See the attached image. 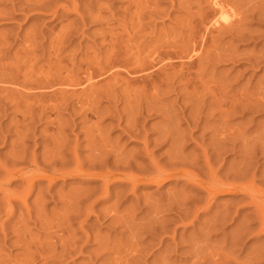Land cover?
Listing matches in <instances>:
<instances>
[{
    "label": "rangeland",
    "instance_id": "374dc122",
    "mask_svg": "<svg viewBox=\"0 0 264 264\" xmlns=\"http://www.w3.org/2000/svg\"><path fill=\"white\" fill-rule=\"evenodd\" d=\"M207 1L0 0V264H252L261 254L264 0L220 1L226 22ZM164 132L173 141H161ZM234 133L248 155L230 149ZM219 135L228 152L213 156ZM174 139L185 162L168 163ZM239 162L253 199L217 194L206 203L183 178L96 175L185 168L208 180L210 164L212 176L234 182ZM224 209L234 214L208 230ZM237 225L247 233L231 246Z\"/></svg>",
    "mask_w": 264,
    "mask_h": 264
},
{
    "label": "bare ground",
    "instance_id": "6f19581e",
    "mask_svg": "<svg viewBox=\"0 0 264 264\" xmlns=\"http://www.w3.org/2000/svg\"><path fill=\"white\" fill-rule=\"evenodd\" d=\"M208 1H210V0H208ZM207 1V2H208ZM220 1H222V0H212L211 1V3L216 7L214 10H218V12H219V14H218V12H217V10H216V12H217V14L218 15H220L219 16V18L222 20V21H227L228 20V18H229V16H228V18H227V16L225 15V7H223L222 6V4L221 3H223L224 4V1L223 2H221L220 3ZM224 6H226L225 4H224ZM228 10L226 9V12H227ZM235 14V13H234ZM228 15V14H227ZM231 16V15H230ZM216 18H218V17H215V19L212 21L213 22V24L212 25H220V24H218L220 21H219V18L218 19H216ZM233 19V18H232ZM212 20V19H211ZM231 20V19H230ZM222 21H221V24H225V23H222ZM229 23H230V21H228ZM229 23H228V25H229ZM208 24V23H207ZM227 24V23H226ZM209 25H211V23L209 24ZM205 27V26H204ZM221 27V26H220ZM223 27H224V25H223ZM222 28V27H221ZM212 29V28H211ZM216 29V28H215ZM207 30V29H206ZM193 40V39H192ZM201 40H203V39H201ZM194 42V41H193ZM192 42V43H193ZM194 44V43H193ZM194 47V46H193ZM159 48V47H158ZM156 49V48H155ZM189 49V48H188ZM152 50H154V49H152ZM151 50V51H152ZM174 50V49H173ZM176 50V49H175ZM155 51V50H154ZM159 51V50H158ZM166 51V50H165ZM153 52V51H152ZM176 52H178V51H176ZM181 52V51H180ZM179 52V53H180ZM183 52V51H182ZM184 52H186V49L184 50ZM193 52V51H192ZM159 53V52H158ZM163 53H164V51H163ZM152 54V53H151ZM150 54V55H151ZM157 54V53H156ZM167 54H169V53H167ZM166 54V55H167ZM181 54V53H180ZM190 54V53H189ZM193 54V53H192ZM149 55V54H148ZM158 55V54H157ZM156 55V56H157ZM175 54H173L172 56H174ZM178 55V54H177ZM182 55V54H181ZM159 56V55H158ZM157 56V57H158ZM190 56V55H189ZM150 57V56H149ZM153 57V56H152ZM161 57V56H160ZM168 57V56H167ZM177 57V59H178V56H176ZM175 57V58H176ZM151 58V57H150ZM166 58V57H165ZM170 57H168V59H169ZM173 58V57H172ZM191 58V57H190ZM146 59V58H145ZM162 59H164L163 57H162ZM162 59H161V61H162ZM171 59V58H170ZM180 59V58H179ZM153 60V59H152ZM152 60L150 61V64H151V62H152ZM155 60V59H154ZM157 60V59H156ZM159 60V59H158ZM173 60V59H172ZM188 60V59H187ZM141 61V60H140ZM157 62V61H156ZM160 62V61H159ZM158 62V63H159ZM163 62H166L165 60H163L162 61V63ZM173 62V61H172ZM192 62V61H191ZM126 64H127V62H125ZM158 63H155L156 65L158 64ZM168 63V62H167ZM165 64V63H163L162 65H164V67H167V66H173L174 64L173 63H171V64ZM170 63V62H169ZM190 63V62H189ZM119 64V63H118ZM120 64H122V63H120ZM148 64H149V62H148ZM152 64H153V62H152ZM184 64V63H183ZM188 64V63H187ZM129 65V64H128ZM131 66H132V64H130ZM129 65V66H130ZM146 65V64H145ZM162 65H160V66H162ZM190 65V64H189ZM124 66V65H123ZM142 66V65H141ZM148 66V65H147ZM154 66V65H153ZM177 66V65H176ZM179 66H181V64L179 65ZM116 67H118V66H116ZM135 67V66H134ZM138 67L140 68V70L141 71H143L144 72V70L145 69H147L146 67H145V69H143L144 68V65H143V68L142 67H140L139 65H138ZM138 67L136 68V69H138ZM157 67V66H156ZM155 67V68H156ZM103 68V67H102ZM125 68V67H124ZM127 68H129V67H127ZM142 68V69H141ZM149 68H152V65H151V67H149ZM160 68V67H159ZM158 68V69H159ZM163 67H161L160 69H162ZM169 68V67H168ZM171 68V67H170ZM122 69V68H121ZM133 69H135V68H133ZM132 69V70H133ZM135 69V70H136ZM153 69V68H152ZM157 69V68H156ZM165 70H166V68H164ZM114 70V69H113ZM115 70H116V68H115ZM139 70V69H138ZM138 70L137 71H133V72H138ZM148 70V69H147ZM146 70V71H147ZM150 70V69H149ZM153 70H155V69H153ZM163 70V69H162ZM167 70H169V69H167ZM173 70V69H172ZM92 71V70H91ZM117 71V70H116ZM123 71V70H122ZM130 71V70H129ZM94 72V71H93ZM126 72V71H125ZM156 72V71H155ZM190 72V71H189ZM90 73V72H89ZM132 73V72H131ZM148 73H150L149 71H148ZM154 73V72H153ZM158 73V72H157ZM92 74V73H91ZM115 74V73H114ZM134 74H136V73H134ZM142 74V73H141ZM144 74V73H143ZM147 74V73H146ZM173 74V73H172ZM89 75L90 74H87V76H88V79H89ZM119 75V74H118ZM145 75V74H144ZM149 75V74H148ZM150 75H152V74H150ZM160 75V74H159ZM158 75V76H159ZM186 75V74H185ZM188 75H189V73H188ZM94 76V75H93ZM92 76V77H93ZM135 77V76H134ZM150 77V76H149ZM188 77V76H187ZM146 78H148V77H146ZM150 78H152V77H150ZM157 78V77H156ZM184 78H186V77H184ZM154 79V78H153ZM86 80V79H85ZM90 80H92V79H90ZM95 80V79H94ZM137 80V79H136ZM89 81V80H88ZM93 81V80H92ZM141 81V80H140ZM148 81V80H147ZM155 81V80H154ZM180 81H182V80H180ZM84 84H85V82H83ZM149 83V82H148ZM151 83H153V82H151ZM155 83H156V81H155ZM92 84H94V83H92ZM154 84V83H153ZM78 85V84H77ZM50 86H52V85H50ZM53 87V86H52ZM186 87H187V85H186ZM49 88V87H48ZM157 93V92H156ZM155 93V94H156ZM154 94V93H153ZM128 96V95H127ZM154 96V95H153ZM160 96V95H159ZM159 96H158V98H159ZM86 98V97H85ZM89 98V97H88ZM129 98V97H128ZM152 98V97H151ZM124 99L126 100V98L124 97ZM135 99V98H134ZM149 99H150V97H149ZM161 99V98H160ZM83 100V99H82ZM95 100V99H94ZM124 100V101H125ZM154 100V99H153ZM117 101V100H116ZM127 102H130V101H128V100H126ZM134 101V100H133ZM150 101V100H149ZM160 101V100H159ZM154 102V101H153ZM86 103H88V102H86ZM85 103V104H86ZM152 103V102H151ZM155 103V102H154ZM225 103V102H224ZM233 105H234V103H232ZM236 104V103H235ZM155 105V104H154ZM227 105V104H226ZM230 105V104H229ZM228 106V105H227ZM84 107V106H83ZM231 107H233L232 105L230 106V108ZM93 108V107H92ZM152 108H153V106H152ZM159 108V107H158ZM95 109V108H94ZM154 109V108H153ZM234 110H236V112L238 111L237 109H238V104H236L235 105V107L233 108ZM232 109V110H233ZM96 110V109H95ZM160 110V109H159ZM221 110V109H220ZM233 110V111H234ZM93 111V110H92ZM98 111V110H97ZM158 111V110H157ZM227 111V110H226ZM239 111H241V110H239ZM85 112V111H84ZM156 112V111H155ZM221 112L223 113L224 112V110H221ZM220 112V115L222 114ZM235 112V111H234ZM95 113V112H94ZM231 113V112H230ZM241 113V112H240ZM239 113V114H240ZM84 115V114H83ZM97 115V114H96ZM223 115V114H222ZM229 114H227V116H228ZM167 116V115H166ZM89 118V117H88ZM130 118V117H129ZM129 118H128V120H129ZM133 119V118H132ZM131 119V120H132ZM87 120V119H86ZM225 120V119H224ZM135 121V120H134ZM223 121V120H222ZM131 123V122H130ZM126 124H127V120H126ZM130 126V125H129ZM128 126V127H129ZM133 125H131L130 126V128H132L133 129V127H132ZM223 126V125H222ZM126 129H128V131H126L125 130V132H130V128H127V127H125ZM170 128V127H169ZM222 127H220V129H221ZM228 128V127H227ZM230 129V128H229ZM228 129V130H229ZM166 130H169L168 128L166 129ZM175 130V129H174ZM173 130V131H174ZM232 130H233V128H232ZM170 131V130H169ZM168 131V132H169ZM222 131V130H221ZM167 131H166V133H168ZM219 132V131H218ZM218 132H216V133H218ZM233 132H235V131H233ZM244 132V131H243ZM133 132H131V134H132ZM173 133V132H172ZM129 134V133H128ZM161 134H163V133H161ZM160 134V135H161ZM164 134H165V132H164ZM170 134V133H169ZM166 135V136H163V138H161V136H159L158 137V139L159 138H161V141H162V139H164V140H166V138L168 137V141H169V139H170V141H173L172 139L173 138H169V136L170 135ZM178 134V133H177ZM176 134V135H177ZM221 134H224V133H221ZM261 134H262V132H261ZM173 135V134H172ZM213 136H215L214 135V133L212 134ZM234 135L236 136V137H234V140H236V141H234L233 143H232V145H233V147L232 148H230L231 150H233V149H235V148H237V151H239V152H243V154L246 156V155H248L246 152H245V150H244V147H243V144H242V142H243V140H241V136L240 135H238V137H237V133L235 134L234 133ZM243 135V134H242ZM91 136H93V135H91ZM129 136H131L130 134H129ZM220 136V135H219ZM232 136V135H231ZM176 137V136H175ZM226 135H222V137L220 136V137H218V138H220L219 140H218V138H217V140L219 141V144H216L218 141H216V146L218 145V147H216L215 148V146L213 147V148H211V149H213L212 151H213V156L214 155H218V152H220V150H222V151H224V150H226L227 148H224L225 146H226V142H225V140H228L229 138L227 137ZM244 137V136H243ZM243 137H242V139H243ZM181 138V137H180ZM177 139H178V137H177ZM177 139L174 141V143L176 144V141H177ZM184 139V138H183ZM95 140H96V138H95ZM180 140V139H179ZM182 140V139H181ZM224 140V141H223ZM230 140V139H229ZM147 141V140H146ZM246 141V140H245ZM177 142H179V141H177ZM181 142V141H180ZM228 142H230V141H228ZM228 142H227V144H228ZM145 143V142H144ZM168 143V142H167ZM171 144H170V148H172L173 147V145H174V143L173 142H170ZM231 143V142H230ZM173 144V145H172ZM177 146H178V144H176ZM181 145V144H180ZM225 145V146H224ZM248 145H250V144H246V146H248ZM97 146V145H96ZM175 146V145H174ZM168 147H169V145H168ZM176 147V146H175ZM175 147H173L174 149H172V150H174V151H170L171 149L169 148L168 150L170 151V152H168L167 151V153H171L169 156L170 157H168V158H170V159H168V163L170 162L169 160H175L174 162H176V160H178V159H180L181 157L183 158V156H181V147H179V148H177V149H175ZM209 147V146H208ZM96 148V147H95ZM204 148V147H203ZM251 146H250V148H248L249 150H250V152H253L254 150H251ZM257 148V147H256ZM230 149H229V151H230ZM254 149V148H253ZM175 150H176V152H175ZM221 151V156L223 155V153L224 152H222ZM227 152H228V150H226ZM247 151V150H246ZM102 152V151H101ZM101 152H100V154H101ZM183 152V151H182ZM203 154H207V152H206V150H205V148L204 149H202V151H201ZM248 152V151H247ZM201 153V154H202ZM226 153V152H225ZM254 153V152H253ZM219 154V155H220ZM189 155H190V153H189ZM240 155V154H239ZM254 155V154H253ZM101 156V155H100ZM99 156V157H100ZM204 156V158H205V155H203ZM212 156V155H211ZM212 156V157H213ZM215 156V158H217ZM220 156V157H221ZM224 156V155H223ZM243 156V155H242ZM245 156H244V158H245ZM252 156V155H251ZM251 156H249V157H251ZM187 157H188V155H187ZM248 157V158H249ZM254 157V156H253ZM97 158V157H96ZM110 158V157H109ZM181 158V160L182 161H184V158L182 159ZM211 158V157H210ZM106 159V158H105ZM186 159V158H185ZM213 159V158H212ZM253 158H251V160H252ZM97 160V159H96ZM99 160H101V159H99ZM209 160V158L208 157H206V159H205V165H206V167L208 166V161ZM219 160V159H218ZM221 160V159H220ZM245 160V159H244ZM250 160V159H249ZM104 161V160H103ZM107 161V160H106ZM114 161H116V160H113V163H114ZM180 161V160H179ZM179 161H177V162H179ZM194 161V160H193ZM246 161V160H245ZM97 162V161H96ZM100 162V161H99ZM118 162V161H117ZM117 162H115V163H117ZM153 162V161H152ZM172 162V161H171ZM170 162V163H171ZM181 162V161H180ZM185 162V161H184ZM217 162H219V161H217ZM244 162V161H243ZM98 163V162H97ZM107 163H109V162H107ZM127 163V162H126ZM194 163V162H193ZM240 163V162H239ZM249 163V162H248ZM98 164H101V163H98ZM102 164H104L105 165V163H103L102 162ZM101 164V165H102ZM122 164H124V163H122ZM155 164H157V163H155ZM173 164V163H172ZM175 164V163H174ZM179 164H181V163H179ZM128 165V164H127ZM126 165V166H127ZM184 165H186V163L184 164ZM217 165V164H216ZM246 164H243V163H240V166L238 165V168H236L235 170H234V172L232 173L231 171V174L234 176H232L233 177V179L234 180H236V181H232V182H222V180H219L218 178H216V177H214V176H212V167H210V164H209V167H208V169H209V171H211L210 172V174H211V177H210V175H209V171H208V176L210 177L208 180H204V178L202 177V176H200V175H198V174H195L194 172H192V171H190V170H184V169H182V168H180V169H174L173 168V170H171V171H167L166 169L165 170H162V169H159V168H156V173H152V172H150V173H152V174H150L149 172L147 173L146 171V173H141V174H131V172H126V168L124 169L123 168V170H125V171H119V170H122V169H119V170H117V168H116V170H114V171H110V169L108 170V168H107V170L104 168V166H102L105 170H103L104 172H101L100 174H96V175H98V177L94 174V172H92L91 173V175H94V176H96L97 178H101L104 182L103 183H108L111 179H116V178H121L120 176H123L124 177V180H128V181H130L132 184H134V183H136V182H140V181H143V180H147L148 182H150V183H155V184H160V183H162V182H164V181H166V180H170V179H172V178H174L175 177V180L176 179H178V180H182V178L184 179V180H186V181H189L190 183H191V187H193V186H196V187H198L197 189H195L194 187V189L193 188H191L192 189V191L194 190V191H196L195 193H197V192H199L200 190H203L204 191V193L206 194V196L205 197H203V199H205L204 201H206L207 200V202L206 203H209L210 202V200H212V199H214V197L217 195V194H226V195H236L237 193H242V194H248L249 196H250V198H254V195H255V193H256V188L254 187V185H253V183H252V181H251V179H252V176H251V179L250 178H247V176H245V171H247V169H245V166ZM113 166V165H112ZM111 166V167H112ZM131 166H133V165H131ZM153 165H151V167H152ZM155 166V165H154ZM189 166V164L187 165V167ZM195 166V165H194ZM237 166V165H236ZM77 167V166H76ZM124 167H125V165H124ZM134 167V166H133ZM136 167V166H135ZM195 167H197V166H195ZM203 167V166H202ZM231 167V166H230ZM136 168H138V167H136ZM190 168H194L193 166L192 167H190ZM198 168V167H197ZM215 168V167H214ZM213 168V169H214ZM251 168V167H250ZM249 168V169H250ZM153 169V168H152ZM189 169V168H188ZM203 169V168H202ZM216 169V168H215ZM229 169V168H228ZM227 169V170H228ZM252 169V168H251ZM254 169V168H253ZM253 169L251 170V171H253ZM102 170H100V171H102ZM194 170H195V168H194ZM226 170V171H227ZM232 170V169H231ZM237 170V171H236ZM201 171V170H200ZM233 171V170H232ZM249 171V170H248ZM250 171V172H251ZM143 172V171H142ZM198 172V171H197ZM207 172V171H206ZM215 172V171H214ZM214 172H213V174H214ZM249 172V173H250ZM133 173V172H132ZM200 173H202V172H200ZM247 173V172H246ZM71 174H72V171H71ZM78 174L79 175H83V173H81L80 172V170H78ZM206 174V173H205ZM218 174V173H217ZM216 174V175H217ZM225 174H226V176H227V172H225ZM228 174H229V171H228ZM248 174V173H247ZM64 175V174H63ZM75 175V174H74ZM86 175V174H85ZM250 175V174H249ZM255 175V174H254ZM204 176V175H203ZM219 176V175H218ZM116 177V178H115ZM205 177V176H204ZM207 177V176H206ZM39 178V177H38ZM52 178V177H51ZM96 178V179H97ZM181 178V179H180ZM208 178V177H207ZM207 178H205V179H207ZM221 178H222V175H221ZM255 178V177H254ZM54 179V178H53ZM95 179V178H94ZM113 179V180H114ZM223 179V178H222ZM119 180H121V179H118V181ZM226 180V179H225ZM227 180H228V178H227ZM122 181H123V179H122ZM190 189V188H189ZM200 189V190H199ZM261 190V189H260ZM200 193V192H199ZM248 195H247V197H248ZM196 198V197H195ZM249 198V197H248ZM258 199V198H257ZM183 201H184V198L182 199ZM185 200H187V199H185ZM201 201V200H200ZM197 202V201H196ZM199 202V201H198ZM202 202V201H201ZM250 203H252V202H255V203H257L258 205H259V202L258 201H252L251 202V200L249 201ZM182 204V203H181ZM184 204V203H183ZM180 205V204H179ZM200 205V204H199ZM254 205V204H253ZM185 206V205H184ZM261 205H259V208H261L260 209V212L258 211V213H260V214H257L258 216L260 215V217H259V219L258 220H260L259 222L260 223H258L259 225V227H258V231L259 232H262V234H264V208H262V207H260ZM257 206H256V204H255V208H256ZM182 208V207H181ZM258 208V207H257ZM184 209V208H183ZM200 210V209H199ZM255 210V209H254ZM183 211V210H182ZM255 212H257L256 210H255ZM183 213H184V211H183ZM182 213V214H183ZM186 213V212H185ZM197 213V212H196ZM179 214H180V212H179ZM188 214V213H187ZM186 214V215H187ZM234 214V213H233ZM232 214V215H233ZM194 215H195V213H194ZM229 214H227V212H226V210L224 209V211H222L219 215H217V216H213L211 219L212 220H209V221H212L211 223L209 222V224L208 225H206V228L208 229V230H210V231H215V230H219V229H222V226L223 225H225V219L226 218H228L229 216H230V218H231V214L228 216ZM228 216V217H227ZM257 216V217H258ZM179 218V217H178ZM180 219V218H179ZM189 222H192V221H189ZM243 224V223H242ZM237 226H239V228H237L236 227V233H234L233 235H231V238H230V245L231 246H235L238 242V240H241V238H242V235H244V234H246L247 232H245L244 230V227L243 226H240V225H237ZM256 227V228H257ZM255 228V229H256ZM206 229V230H207ZM247 230H248V228H246ZM256 230V231H257ZM250 232V231H249ZM248 232V233H249ZM258 233V232H257ZM205 234V233H204ZM256 234V233H255ZM206 235H207V233H206ZM209 235V234H208ZM207 235V236H208ZM202 236V235H201ZM206 236V237H207ZM245 236V235H244ZM243 236V237H244ZM203 238H204V236H203ZM202 238V239H203ZM245 238V237H244ZM192 239H196V238H192ZM191 239V240H192ZM246 239V238H245ZM194 240L192 241V242H194ZM196 242V241H195ZM237 242V243H236ZM240 242V241H239ZM197 243H198V241H197ZM236 243V244H235ZM192 244V243H191ZM200 245V244H199ZM199 245L197 246V247H199ZM192 246H193V244H192ZM194 246H196V244L194 245ZM201 247V246H200ZM227 247V246H226ZM232 248V247H231ZM197 249V248H196ZM202 250H203V248H202ZM201 250V251H202ZM262 252H264V247H262ZM261 250H259L260 252H261ZM193 251H194V248H193ZM196 251H194L193 253H195ZM199 252V251H198ZM220 252V251H219ZM254 252V251H253ZM261 252V254H258V255H256V252H255V258L253 259L252 257V260L253 261H249V262H251L252 264H258V260H262V261H264V253H262ZM197 253V252H196ZM200 253V252H199ZM199 253H197V255L199 254ZM252 254V253H251ZM218 255V254H217ZM254 256V255H253ZM250 258V259H251ZM225 262V261H224ZM227 262V261H226ZM231 263H233V262H231ZM224 264H226V263H224ZM250 264V263H249Z\"/></svg>",
    "mask_w": 264,
    "mask_h": 264
}]
</instances>
